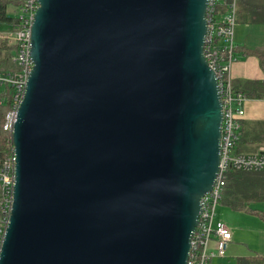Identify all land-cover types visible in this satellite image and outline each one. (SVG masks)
<instances>
[{"label":"water","instance_id":"1","mask_svg":"<svg viewBox=\"0 0 264 264\" xmlns=\"http://www.w3.org/2000/svg\"><path fill=\"white\" fill-rule=\"evenodd\" d=\"M210 0H38L0 264H188L223 103Z\"/></svg>","mask_w":264,"mask_h":264},{"label":"built area","instance_id":"2","mask_svg":"<svg viewBox=\"0 0 264 264\" xmlns=\"http://www.w3.org/2000/svg\"><path fill=\"white\" fill-rule=\"evenodd\" d=\"M238 1L210 0L208 4L204 54L217 74L223 103L221 160L216 183L201 200L202 212L192 238L188 264H210L213 257H224L232 241V230L225 223L216 221L217 207L221 203L229 172L264 171V148L258 152H240L237 148L242 137L244 103L247 100L242 92L234 88L230 76L232 64L236 60ZM18 7L15 24L7 29L0 25V37L9 38L17 44L15 60L18 69L0 71V103L4 101L7 89L13 95L12 109L5 121V128L11 132L33 68L31 27L39 3L38 0H19ZM15 159L14 147L5 157L0 156V254L14 202ZM214 239L217 241V253L210 250V242Z\"/></svg>","mask_w":264,"mask_h":264},{"label":"trees","instance_id":"3","mask_svg":"<svg viewBox=\"0 0 264 264\" xmlns=\"http://www.w3.org/2000/svg\"><path fill=\"white\" fill-rule=\"evenodd\" d=\"M19 0H0V25L3 29L11 28L16 17L10 9L19 8ZM238 23L264 25V0H239ZM17 44L9 38L0 37V71L18 69L15 60ZM237 54L256 55L264 70V48L257 50L237 48ZM233 83V82H232ZM237 91L247 98L264 99V80H244L233 83ZM0 103V156L5 157L13 150L12 132L5 128L6 116L12 109L13 95L9 89ZM242 137L237 148L240 152H258L264 148V121H243ZM264 203V171H230L224 189L221 204L236 211H243L259 216L264 221V209L254 206ZM239 264H264V257H243Z\"/></svg>","mask_w":264,"mask_h":264},{"label":"crops","instance_id":"4","mask_svg":"<svg viewBox=\"0 0 264 264\" xmlns=\"http://www.w3.org/2000/svg\"><path fill=\"white\" fill-rule=\"evenodd\" d=\"M238 24L235 32L236 49L239 48L244 51L246 49L257 50L264 48V25L244 24L246 25L245 27H240V29L237 30ZM247 27L256 28L254 31L256 34L254 36H257V38L253 40L250 38L251 35L248 34ZM259 34L262 36H258ZM230 76L233 83L244 80H264V70L256 55L252 54L246 56L244 54H237L236 60L232 64L230 70ZM244 108V122L264 121V99L247 98L244 103ZM261 205H264V203H257L254 206L259 208ZM240 212L246 215L240 217L246 226L243 224L237 226V223L235 226L229 223V226H232V241L227 246L225 256L213 257L210 264H218V262L223 263L225 260H228L229 264H231V260L234 257L231 254L227 255L229 251H236L237 264H239V260L243 257H264V221L255 214L243 211ZM211 244L215 246L217 245V241L215 239L211 240L210 245Z\"/></svg>","mask_w":264,"mask_h":264},{"label":"rangeland","instance_id":"5","mask_svg":"<svg viewBox=\"0 0 264 264\" xmlns=\"http://www.w3.org/2000/svg\"><path fill=\"white\" fill-rule=\"evenodd\" d=\"M11 11V14H14L15 17H16V14L19 12V9L17 8H13L10 9ZM246 25L244 24H238V27H237V30L240 29V27H245ZM247 31H248V34L251 35V39H255L257 38V36H254L256 33L254 32L256 28H253V27H247L246 28ZM258 36H262L261 34H259ZM263 148V147H262ZM261 149V148H260ZM259 208H264V205H261L259 206ZM217 216H216V221L219 222H223L225 223L230 229L232 228V226L230 227L229 226V223H232L233 225H235L237 223V226H240V224H243L246 226V224H244V222H242L241 218L242 216H246L245 214L241 213L240 211H236V210H233L225 205H222L221 203L218 205L217 207ZM259 217V216H258ZM260 218V217H259ZM261 219V218H260ZM236 226V225H235ZM232 230V229H231ZM210 250L213 251L214 253H217V245H213L211 244L210 245ZM236 251H229V253H227V255H233V259L231 260V264H237V261H236ZM218 264H229V261L228 260H225L223 263H220L218 262Z\"/></svg>","mask_w":264,"mask_h":264},{"label":"bare ground","instance_id":"6","mask_svg":"<svg viewBox=\"0 0 264 264\" xmlns=\"http://www.w3.org/2000/svg\"><path fill=\"white\" fill-rule=\"evenodd\" d=\"M14 128V127H13ZM222 134V133H221ZM260 151V150H259Z\"/></svg>","mask_w":264,"mask_h":264}]
</instances>
